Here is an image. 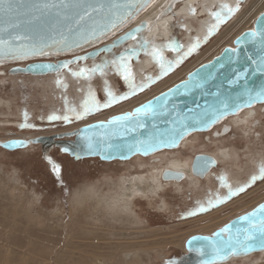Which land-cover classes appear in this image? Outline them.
I'll return each instance as SVG.
<instances>
[{
  "label": "rangeland",
  "instance_id": "374dc122",
  "mask_svg": "<svg viewBox=\"0 0 264 264\" xmlns=\"http://www.w3.org/2000/svg\"><path fill=\"white\" fill-rule=\"evenodd\" d=\"M252 1L238 0L233 6L238 5V10L227 16L210 35L208 30L193 43L178 50L173 58L168 59L167 56L164 61L170 62L171 69L166 73L162 72L158 64L159 67L154 73L138 82L131 74L132 81L136 85H146L142 90L129 94L128 83L119 72L108 74V83L112 85L116 82L115 90H110L116 96L126 95L127 98L109 107L93 111L81 119L75 118L73 109L63 108L65 106L62 104V95H53L49 99L50 102L48 97H45L47 92L43 93L42 86L33 83L31 78L18 76L13 79L7 74L4 75L5 80H0V99L10 101V109L0 105V139L15 137L31 139L40 135H52L76 129L80 125L98 119L106 120L112 115L121 113L122 111L118 109L156 88L184 66L194 61L196 64L201 63L204 60L202 58L212 53L217 54L227 42V39L219 42L220 36L233 18L243 12ZM252 22L253 19H250L246 23L247 27L251 28ZM215 23L216 21L212 25ZM174 32L177 33V30ZM194 44L195 50L185 56L184 54ZM62 57L69 55L48 59L55 60ZM200 58L201 60L198 61ZM177 60L180 62L177 63ZM13 64L24 65L25 62ZM13 64H0V69L6 72ZM75 66L82 67L80 64ZM165 66L167 67L168 64ZM182 78L179 77L176 81ZM94 79L97 78L92 77L88 94H94L95 100L103 104L107 96L102 92L98 79ZM71 94L70 96L74 97V94ZM255 109V113L246 123L259 121V125L251 128L246 134H242L239 129L244 125L232 126V132L227 136V140H221L224 146H235L240 164L247 160L250 150L264 149V125H262L264 112L261 111L260 106H256ZM82 110L79 108L75 112ZM242 114L239 113L241 117ZM49 116H68L69 120H50ZM226 123H230L229 118L219 120L218 124L208 131L200 132L194 137L189 136L187 144L176 151V157L186 158L194 153L211 152L214 145L207 144V136L210 135L211 130L218 129L220 125ZM256 131L260 132L259 138L254 135ZM234 132V137H230ZM203 141L206 142V148L201 145ZM216 142L221 145L219 141ZM160 152L144 158L131 157L126 161L103 162L97 158L75 161L69 155L61 153L57 146L46 148L36 144L13 151L0 148V264H91L94 259L97 263L105 264L111 253L115 255L113 264H123L122 252L130 253L134 248H141V255L149 264H178L177 260L186 253V249L179 244H184L187 237L195 234L208 235L209 227L221 222L225 224L232 218L250 211L264 200V178H262L251 183L243 192L229 197L214 207H208V200L228 195V188L223 190L212 187L215 185L216 177H212L208 184L202 180L200 187L194 185L191 189L183 182L181 191L173 189L171 185H165L164 189L148 194L147 197L135 194L130 197L132 201L126 197L117 199L118 194L123 192L122 187L128 184L127 179L135 175L148 177L151 159L157 158L158 153L159 156L175 153L168 150ZM53 164L59 166V178L53 171ZM222 166V163H218L212 170L221 171ZM250 178L237 185L227 184L235 189L247 184ZM126 201L128 210L120 207V204ZM200 206L208 210L196 212ZM190 212L196 214L188 215ZM116 214L119 216L117 217ZM142 248L147 252L149 250L147 257ZM129 258L128 255L126 259ZM221 264H264V253L256 252L233 257Z\"/></svg>",
  "mask_w": 264,
  "mask_h": 264
},
{
  "label": "water",
  "instance_id": "95a60500",
  "mask_svg": "<svg viewBox=\"0 0 264 264\" xmlns=\"http://www.w3.org/2000/svg\"><path fill=\"white\" fill-rule=\"evenodd\" d=\"M179 1L181 0H169L161 12L167 13L172 5ZM151 3L152 0H148L136 11L129 6V0H11L12 10L8 11V4L5 3V10L0 11V39L10 41L12 47L25 44L48 45L44 51L49 54L29 55L22 59L13 58L11 55L4 56L0 57V64L25 62L24 65H11L7 71L9 75H44L60 72L63 68L58 66L69 61L71 63L68 65H72L78 61L84 63L86 60H92L100 53L111 52L124 45L131 39L127 34L136 35L148 29L144 20L133 26L131 23ZM90 8L101 10L92 12L91 16L78 26L76 20L79 15ZM128 12L133 13L128 20L100 35L105 24L117 16L127 15ZM261 14H264V10L256 16L251 28L245 29L234 38L232 46L222 47L210 60L197 65L184 78L131 110L66 132L40 135L31 139L10 138L0 141V147L13 151L36 144L46 148L55 145L61 153L68 154L75 161L86 158H97L103 162L126 161L134 155L146 157L154 152L174 149L185 136L193 132H205L224 117L234 115L253 104H263L264 100L255 99L257 93L264 90V71L260 70L264 67V35L260 34L258 23ZM138 27L140 31L135 32ZM254 28L257 29V34L252 36ZM92 29L96 30L97 36L85 42L83 37ZM16 36H24L27 39L15 40ZM122 37L124 38L121 39ZM62 39L72 45L70 49L58 43ZM233 49L235 51H232ZM139 54L140 49L137 47H121L113 60H118L122 55L130 56L134 60ZM66 55L69 57L56 58L55 61L48 59ZM78 57L86 58L77 59ZM130 60L127 61L128 67ZM47 65L52 67H43ZM149 102V112L131 117L128 121L107 123L113 117L131 113ZM237 105H240L238 110ZM101 124L104 126L99 127ZM228 130L229 126L223 124L220 131L214 129L211 136L217 137ZM180 133H183V138H180ZM173 138L176 140L175 145L170 143ZM89 141L93 146L91 151L87 147ZM65 148L68 149L67 152L64 151ZM154 160L157 161L156 158ZM216 163L213 156L199 152L193 155L190 167L193 175L202 177L215 167ZM161 178L179 180L183 178V172L163 169ZM262 204L264 201L254 209L232 218L208 235L195 234L187 237L184 246L188 253L183 256V260L187 259L184 264H221L233 257L264 250L259 246L258 240L250 242L256 246L247 253H233L231 249L213 247L215 242L224 236L220 230L226 226L233 238L237 235L242 238L244 230L255 232L259 237L258 230L254 229L252 224L259 225L260 220L264 219V213L257 212L256 216L249 219L241 218L253 213ZM194 237L197 239H193Z\"/></svg>",
  "mask_w": 264,
  "mask_h": 264
},
{
  "label": "bare ground",
  "instance_id": "6f19581e",
  "mask_svg": "<svg viewBox=\"0 0 264 264\" xmlns=\"http://www.w3.org/2000/svg\"><path fill=\"white\" fill-rule=\"evenodd\" d=\"M168 1L169 0H152V3L146 8V10H144L131 23V26H133V25L138 24L140 21L144 20L147 22L148 29H145V30L137 33L135 35V37H136L135 39H132V38L129 39L128 41L125 42L124 45H122L116 49H113L111 52L100 53L96 58H94L92 60H86L84 63H80L78 61L77 63H73L72 65H68L67 68H63L58 73H49V74H44V75H29V74H27V75H24V74L9 75L7 73L8 70L5 72L3 69H0V80L4 81L5 78L3 76L6 74L9 77L11 76V78H13V79L18 77V76L31 78V81L33 83H35L36 85L42 86L43 93L47 92L45 97H48V100L50 98H52L53 95L58 96L60 94V95H62V104H64V106H65V107H63L64 109L67 108L70 110V108H71V109L76 110V109L82 108L83 102L85 100L91 99L90 95L88 94L89 93L88 86L90 84L92 77L98 79L100 88L102 89V92L104 94H106L105 87H107L109 90L110 89L115 90L116 82H114L115 84L110 85L108 83V80H107L108 79L107 75L112 74L114 72L118 73L116 68L112 65L111 61L113 60L115 54L120 50L121 47L122 48L137 47L140 49V54L134 60L131 59L130 65H129V69L132 71L131 74L133 75V78H135V80L140 81V80L144 79L145 77L149 76L150 74L154 73L156 71V69L159 67V65H158L159 63L157 62V60L154 59V57L151 55L154 47L158 50L160 55L163 57V60L167 56H168V59L173 58L174 56L177 55L178 50H180L184 47H187L189 44L193 43V41L195 39L204 35L209 30L212 23L215 21V19L210 15L211 12L217 11V12L222 13L223 10L220 7L221 5H228L229 7H233L238 0H181L179 2H175L172 5V8L167 13L163 14L161 11L166 6ZM176 4H177V6H176ZM263 6H264V0H253L245 8V10L243 12L239 13L238 15H236L233 18L232 22L226 28V30L223 32V34L220 36L218 41L220 42L223 39H227V42L225 44L232 46L234 38L237 35H239L242 31H244L245 29L250 28V27H247L246 23H248L250 21V19H253V21H254L256 16L263 11L262 10ZM252 24H253V22H252ZM175 30H177V33L174 32ZM145 41H147L148 43L145 44ZM169 45H171L172 47H169ZM206 53H208V52H206ZM203 55H205V54H203ZM214 55H216V54L212 53V54L208 55L207 57L202 58L204 60L201 61V63L210 60ZM55 60H53V61H55ZM200 60H201V58L198 59V61H200ZM201 63L196 64V62L194 61V62L184 66L182 69L178 70L171 77H167L168 79H166L162 84H160L156 88L144 93L143 95L137 97L136 99L130 101L128 104H126V106H124L118 110L124 112L127 109L129 110L130 108H133L136 105L146 101L147 99H149L153 95L161 92L162 91L161 89H163V88L166 89L167 87L171 86L173 83L176 82L177 78H179V77L184 78L189 71H191L192 69H194L197 65H199ZM79 64L82 65L83 68H88V69H91L92 67L99 65L102 67L103 74H101V71L98 70L95 73H89L86 76H80V75L74 76L72 73L78 72L79 69L82 68V67H76L75 66V65H79ZM97 79H94V80H97ZM57 81H59V83ZM71 93L74 94V97L70 96V95H72ZM49 101L51 102V100H49ZM67 101H68V103H67ZM81 101H82V103H81ZM70 104H71V106H70ZM0 105H4L7 109H10V101L0 99ZM256 106H260V108L263 106L261 108V111L264 112V103L263 104H253L249 108L241 109V110L237 111L234 115L224 117V118H229V121H230V123H228V124L226 123V125L229 126L228 131H226L222 135L220 134L217 137H212L211 133L214 130L213 129V130H211L210 135L207 136V138H206L207 144L212 143V145H214V149L211 152H202V153H207L216 159L217 163H216L215 167L217 166L218 163H222L223 168L221 171L218 170V172H216V170L211 169L204 176L197 177V176L193 175V173L191 171V167H190L192 157L195 153L191 156H187L186 158L176 157V155H177L176 151L179 149V147H181V146L183 147L187 144V138L189 136H192V135L194 137L195 135L200 133V132H193V133L185 136L177 147H175L174 149L168 150L170 152L175 151V153L171 152L168 155L162 154L160 156L158 153L157 158H156L157 161H155L154 159H151L152 158L151 157L150 158L151 163L149 166L150 170L148 171L149 172L148 177L145 178L144 176H141V175H135V176L132 175L133 177L127 179L128 184L122 187L123 192L118 194L117 199L121 200V198L126 197V198H129L131 200L130 197H132L135 194H137V195L141 194L138 196L143 195L142 197H145L144 195H146V197H147L148 194L157 193V190L161 191V189H164L165 185H171L173 187V189H176L177 191H181L183 188L182 187L183 182L185 184H187V187L189 189H191L194 185H196V187H197V185L200 187L199 184L201 183L202 180L206 181L208 184L211 181L212 177L217 178V180H215V185L212 187H215V188L217 187L218 189L224 190L227 188L223 186L221 178H223V183H226V184L229 183V184H233V185L236 184L237 185V184L243 182V180L250 178L253 175L259 174L260 166L264 165V149H260V150L252 149V150H250V155L249 156L247 155L248 156L247 160L246 161L244 160L245 162L243 164H240L239 163V159H240L239 154L236 151L235 146H224V143L221 141L222 139L227 140V136H229L230 132H232L231 131L232 126L238 127L240 125H244V127L242 126V128H244V129H242L240 127H239V129L242 132V134H246L247 132H249V130L251 128H254L257 125H259V121H257V122L251 121V122H249V124L246 123L250 120L252 115L255 113V111H256L255 107ZM58 107H59V105H58ZM48 108H50V107L48 106ZM52 109H54V108L52 107ZM63 110H62V112H63ZM240 112L243 113L242 117L239 115ZM224 118H222V119H224ZM10 121H11V119H10ZM2 123H4V122H2ZM88 123H90V122H88ZM13 124H16V123H13ZM217 124H218V122L215 124V126ZM262 125H264V124H262ZM80 126H78L76 128H79ZM213 126H211L208 130H210ZM221 127H222V125H220V127L216 130L220 131ZM238 132H239V130H238ZM234 135H235V132L233 134H231L230 137H234ZM254 135L256 138H259L260 132L256 131V132H254ZM15 138L25 139L23 137H15ZM5 140H7V139H0V141H5ZM193 141H196V140L193 139ZM216 141H219L220 142L219 144H221V145H218V143ZM201 145L205 148L207 146L206 142H204V141ZM51 147H53V146H51ZM154 153H152L151 155H153ZM151 155H148L146 157H149ZM134 157H141V156H139V155L132 156V158H134ZM141 158H144V157H141ZM164 161H165V163H164ZM163 169H171L174 171H181V172H183V178H181L179 180H176V179L163 180L161 178V173H162ZM94 187H96V186H94ZM209 188H211V187H209ZM83 191H84V189H83ZM96 193H97V191H96ZM96 193L94 195H96ZM116 193L117 192H115V194ZM77 194H79V193L77 192ZM80 198H82V197H80ZM93 198H95V197H93ZM101 199L102 198H100V200ZM148 199H149V197H148ZM127 201L124 204H120L121 205L120 207H124V209L128 210L129 208L128 209L126 208V207H128ZM152 203H154V202H152ZM253 204H255V202ZM107 205L109 206V204H107ZM256 206H257V204H256ZM130 208H132V207H130ZM121 211H122V209H121ZM128 214H130V212ZM107 215H109V214H107ZM111 216L112 215H110V217ZM118 216L119 215H117V217ZM116 223H119V222H116ZM222 225H224L223 222L217 223L213 226L210 225L211 227H209V230H210L209 232L210 233L213 232L215 229L221 227ZM179 245H181L183 248H185L184 244H179ZM142 250H143V252H145V257H147L146 254H148L149 250H148V252L146 249L142 248ZM259 252L264 253V250L259 251ZM187 253L188 252L186 250V253L184 255H187ZM122 254H123V259H124L123 264H149L142 257L141 248H134V250L132 249V251L130 253L125 251L124 253L122 252ZM128 255L130 256V258L126 259V257ZM143 256H144V254H143ZM183 256L177 260L178 264H184V261H187V259L183 260ZM91 259H93V258H91ZM104 259H106V258H104ZM114 259H115V255H113L111 253L108 256V258L106 259L107 261L105 264H113ZM91 264H104V263H99V262L97 263L96 260L94 259L93 261H91Z\"/></svg>",
  "mask_w": 264,
  "mask_h": 264
},
{
  "label": "snow or ice",
  "instance_id": "6c2138e0",
  "mask_svg": "<svg viewBox=\"0 0 264 264\" xmlns=\"http://www.w3.org/2000/svg\"><path fill=\"white\" fill-rule=\"evenodd\" d=\"M148 2V0H129V6L133 7L136 9V11H139L140 8H142L146 3ZM5 3L8 4V11H11V0H0V11H4L5 10ZM221 9L223 10L222 14L221 12H217V11H213L210 13V15L215 19L216 23L213 24L210 28H209V35L212 33V31L220 24L223 23L225 21V19L227 18V16L233 14L234 12H236L238 10V5L237 7H229L228 5H221L220 6ZM101 9L98 8H90V9H85L83 14L79 15L78 19L76 20V24L79 26L82 22H84L86 20V18H89L91 16L92 12H98ZM133 15L132 12H128L127 15L125 16H117L115 19L111 20L108 24L104 25V30H102L100 32V35H104L106 31L111 30V29H115L117 28L120 24L124 23L126 20H128L131 16ZM258 23L260 25L259 27V32L260 34L264 35V14H261L260 17H258ZM140 28L138 27L137 29H135V32H139ZM257 34V29L254 28L251 32L252 36H255ZM129 37H131L132 39H135V35L133 33H129L127 34ZM97 36V32L95 29H92L91 31L88 32V34L86 36H84V40L85 42H88L91 38L96 37ZM124 37H122L121 39H123ZM207 37H205L206 39ZM15 40H25L27 39L24 36H16L14 37ZM59 44L68 47L69 49L71 48L72 45L67 44V41L62 39L61 41L58 42ZM148 42L145 41V44H147ZM78 46V45H77ZM48 47V45H22L19 47H12L10 41H6L4 39H0V57H4V56H9L11 55L13 58H26L29 55H48L49 53L44 51V48ZM169 47H172L171 45H169ZM196 45H192L188 51L184 54L185 56L190 54L192 51L195 50ZM232 51H235L234 49ZM151 55L154 57V59L157 60V62L160 64L161 70L162 72L166 73L167 71H169L171 69V64L170 62H166L163 60V57L160 55V53L158 52V50L154 47L153 51L151 53ZM86 57H78L77 59H85ZM131 57L130 56H120L118 60L114 59L111 61L112 65L116 68V70L118 72H120V74L122 75L123 79L128 83V87L130 89L129 94H133L138 90H142L143 87H145L146 85H136L131 78V71L128 67L127 61L130 60ZM182 59V58H181ZM180 61L177 60V63H179ZM71 63V61H69L68 63L59 65L58 67L60 68H67L68 64ZM168 64V66L166 67L165 65ZM43 67H49L51 68V65H47V66H43ZM101 71V74H103V70L102 67L97 65L92 67L91 69L88 68H80L78 72H73L72 74L74 76L80 75V76H86L89 73H95L96 71ZM261 71H264V67H261L260 69ZM151 79V78H149ZM59 83V81H57ZM171 91V90H170ZM105 92H106V96H107V100L105 101V103L101 104L98 101L95 100L94 94L90 93V100H85L82 104V111L81 112H75V109H73L72 111L75 113V118L76 119H81L83 118V116L88 115L89 113L93 112V111H98L101 108H106L109 107L111 104L116 103L119 100H123L126 99L127 96L126 95H121V96H116L111 90H109L107 87H105ZM251 97H250V101H251ZM255 99H261L264 100V90H262L261 92L257 93ZM248 106H250V102L248 104ZM225 107H227V105H225ZM240 105H237V110L239 109ZM151 110V102H149V104L147 105H142L141 107L135 109L133 112L131 113H127L121 116H116L113 117L110 121H108V124H113V123H117L120 121H128L131 117L134 116H138L142 113H147ZM50 120H54V119H64L65 121L69 120L68 116H64V117H58V116H49ZM99 127H103L104 125H98ZM180 138H183V133H180ZM171 144L175 145L176 140L175 138H173L170 142ZM159 146V145H157ZM89 151L92 150V144L89 141L88 145H87ZM65 152L68 151L67 148L64 149ZM51 162V161H50ZM53 171L56 174L57 178H59L60 175V169L58 165L53 164ZM264 178V165H261L259 168V174L258 175H253L251 176L250 180L248 181L247 184H245L244 186L238 187L233 189L231 186L227 185L226 183H223V178H221L222 180V184L224 187L228 188V195L220 198L217 197L216 199L212 200H208L207 204L208 207H214L217 204L222 203L223 201L227 200L229 197L236 195L237 193L243 192L245 190L246 187L250 186L251 183ZM208 208L204 207V206H200L196 209V212H202V211H207ZM196 212H190L188 213V215H195ZM257 212L259 213H264V204L260 205L259 208L254 211L253 213L248 214V216L242 217L241 219H249L252 216H256ZM252 227L254 229H257L259 232V237H257V235L255 234V232H250L248 230H244L243 232V237L241 238L240 235H237L235 238H233L230 235V229L226 226L225 228L221 229L220 232L221 234H224V236H226L227 238H224V236H222V238L218 241L215 242V244L213 245V247H216L218 249H231V251L233 253L236 252H249L252 251L255 248V244L254 243H250L251 241H257L259 243V246L264 248V219L260 220V224L256 225L255 223L252 224ZM215 235V234H214ZM193 239H197V238H193ZM204 239H209V238H204Z\"/></svg>",
  "mask_w": 264,
  "mask_h": 264
},
{
  "label": "flooded vegetation",
  "instance_id": "af4514ba",
  "mask_svg": "<svg viewBox=\"0 0 264 264\" xmlns=\"http://www.w3.org/2000/svg\"><path fill=\"white\" fill-rule=\"evenodd\" d=\"M53 146H55V145H53ZM56 147V146H55Z\"/></svg>",
  "mask_w": 264,
  "mask_h": 264
}]
</instances>
